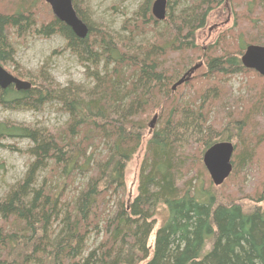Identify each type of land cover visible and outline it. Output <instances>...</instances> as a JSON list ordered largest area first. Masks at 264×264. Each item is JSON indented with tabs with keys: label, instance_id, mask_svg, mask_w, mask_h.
Returning <instances> with one entry per match:
<instances>
[{
	"label": "trees",
	"instance_id": "obj_1",
	"mask_svg": "<svg viewBox=\"0 0 264 264\" xmlns=\"http://www.w3.org/2000/svg\"><path fill=\"white\" fill-rule=\"evenodd\" d=\"M226 1L168 0L160 21L142 0L117 31L93 20L88 0H73L89 29L80 38L45 0H0V63L32 84L0 88V107L53 106L68 116L55 127L0 120V147L30 158L0 198V264H264V207L248 211L196 185L216 143L238 140L230 176L238 189L264 158V76L241 62L247 46H264V0H237L236 28L215 46L197 44ZM54 35L84 67L86 84L63 86L47 64L33 73L16 61L19 42ZM199 53L207 72L173 90ZM248 72L256 75L248 94L234 96L230 81ZM146 135L138 194L128 201L127 166ZM23 139L25 150L6 143ZM254 199L263 203L264 193Z\"/></svg>",
	"mask_w": 264,
	"mask_h": 264
},
{
	"label": "rangeland",
	"instance_id": "obj_2",
	"mask_svg": "<svg viewBox=\"0 0 264 264\" xmlns=\"http://www.w3.org/2000/svg\"><path fill=\"white\" fill-rule=\"evenodd\" d=\"M154 1L155 0H152L151 5ZM235 1L224 2L210 14L206 27L199 30L197 33V44L200 48L205 50L211 46H215L226 31L236 28L237 0ZM141 2L142 0H88V6L94 21L103 22L114 30L119 31L123 22L127 18L132 17ZM39 7L43 10L45 5ZM48 7L51 8L49 4ZM64 46V39L58 35H54L50 38L35 36L29 38V40L21 41L16 45V61L21 67L33 73L47 64L53 79L63 86H67L69 83L86 84L87 79L84 67L78 63L75 56L71 55L69 52L63 51ZM55 51L62 52L54 54ZM196 58L198 60H196ZM200 63L204 64L200 70L191 75V79L198 78L207 72L205 58L199 53L194 59L193 66L200 65ZM6 69L12 73L13 67L8 66ZM256 74L258 73L256 72ZM255 77V73L248 72L245 75L232 78L229 84L232 86L233 95L236 97L246 96L248 94L247 87ZM155 116H157V118L154 127L158 121V111H155L149 117L147 122V127L149 129H151L150 124ZM67 118V115L60 113L56 108H53V106H48L42 113L30 110L6 111L0 107V120L8 119L16 122L55 127L62 125ZM229 134H236L233 126H231ZM146 139H148V135H146L137 154L127 166L126 198L128 201L133 200L138 194L139 172L146 152ZM232 141L235 145L238 143L236 139ZM6 143L10 145L15 144L20 150H25L30 144L26 139L7 141ZM29 159V156L22 152L11 151L6 147H0V198L4 196L5 192L12 184L22 179ZM247 171H249V174H246L245 184L241 189L235 186L232 177L220 186L214 185L208 171L196 182V185L198 187L202 185L210 187L213 185V189L217 192L220 201H225L227 198L226 196L231 197V199L239 200L248 211L254 210L257 207H264V202L259 203L254 199L258 193L263 192L264 188V158H262L261 164H252ZM162 220L163 215L158 218L155 229L150 237L149 242L151 245L154 244L155 234Z\"/></svg>",
	"mask_w": 264,
	"mask_h": 264
},
{
	"label": "water",
	"instance_id": "obj_3",
	"mask_svg": "<svg viewBox=\"0 0 264 264\" xmlns=\"http://www.w3.org/2000/svg\"><path fill=\"white\" fill-rule=\"evenodd\" d=\"M50 5L54 16L60 21L66 23L74 33L84 38L88 34L87 24L78 16L73 0H45ZM168 0H155L152 4L153 16L163 21L167 16ZM242 64L250 70H254L264 76V46L249 45L246 47L241 57ZM200 65L193 66L187 71L179 81L173 85V90L191 80V75L199 68ZM10 86L18 91L29 90L32 84L25 81L11 72H9L0 63V88L7 89ZM157 116L151 122L150 127L153 129ZM235 152V146L231 141H223L211 146L203 156V163L210 174V177L216 186L224 184L231 176L233 171L232 158ZM264 193V188H263Z\"/></svg>",
	"mask_w": 264,
	"mask_h": 264
},
{
	"label": "flooded vegetation",
	"instance_id": "obj_4",
	"mask_svg": "<svg viewBox=\"0 0 264 264\" xmlns=\"http://www.w3.org/2000/svg\"><path fill=\"white\" fill-rule=\"evenodd\" d=\"M202 66H203L202 63H200V66H199V68H198L196 71L200 70V68H201ZM196 71H195V72H196ZM195 72H194V73H195Z\"/></svg>",
	"mask_w": 264,
	"mask_h": 264
}]
</instances>
